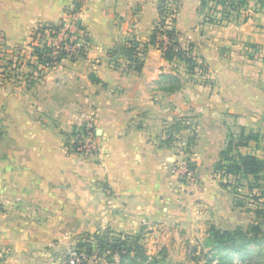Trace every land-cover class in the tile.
Returning a JSON list of instances; mask_svg holds the SVG:
<instances>
[{"label":"crops","instance_id":"crops-1","mask_svg":"<svg viewBox=\"0 0 264 264\" xmlns=\"http://www.w3.org/2000/svg\"><path fill=\"white\" fill-rule=\"evenodd\" d=\"M73 1L0 0V41L34 61L31 35ZM200 2L180 0L175 24L192 44L193 71L151 45L140 72L126 71L120 56L118 68L110 62L109 50L149 41L159 0H83L84 55L29 84H0V264H66L67 246L108 230L142 233L144 249L160 244L170 254L164 264H183L171 250L181 232L202 245L206 224L233 230L255 221L214 167L231 138L236 145L248 134L232 154L264 160V6L217 25L203 22ZM88 122L97 151L84 159L66 142ZM173 139L188 142L184 152ZM182 157L195 164L191 184L173 172Z\"/></svg>","mask_w":264,"mask_h":264},{"label":"trees","instance_id":"trees-1","mask_svg":"<svg viewBox=\"0 0 264 264\" xmlns=\"http://www.w3.org/2000/svg\"><path fill=\"white\" fill-rule=\"evenodd\" d=\"M250 0H201L199 12L202 15L203 22L209 24H228L232 21H237L242 16V13L248 10V2ZM259 2V6L262 7L264 0H255ZM83 5V0H74L71 5L64 8V13H78ZM180 6V0H159L158 4V19L153 28L150 39L146 43H141L137 40H128L121 47L116 50H109V59L113 67H119V59L123 58L126 62L125 70H133L135 72H140L145 59V54L147 52L148 46H155L158 48L162 57L167 61L182 60L187 65L189 71L195 69V61L192 55V44H188L187 49L181 47L180 43L176 39V35L180 32L177 30L175 24L177 20V13ZM245 19V15L242 20ZM63 19H60L57 23H46L39 25L35 32L43 31L47 28L58 29L62 25ZM79 26L84 30L79 21ZM165 35L168 39V44L163 45V40L159 39V36ZM32 51L31 56L37 57L36 64L32 66L31 64H25L32 68L36 73H40L41 70L51 68L54 65L51 63L47 56H43V49L39 48L37 45H31ZM0 55L6 57L5 62L7 65H12L14 69L20 67V64L16 65L18 56L6 55V50L1 51ZM64 57L63 54L57 57L55 62H60ZM45 65V68H42ZM174 77L177 80L176 76ZM175 132L181 130L180 122L173 124L172 126ZM183 126L182 128H184ZM253 134H248L243 137V142H238L235 145L234 140L231 138L227 144V147L221 151L220 159L214 167L215 173L220 175L221 179L226 181H221L223 187L234 188L241 185V181L247 180L249 178L252 181H248L249 189L254 188L260 189V195L253 196L256 200H260V197L264 198V185L258 183L260 180L264 181V160L252 154H232V150L237 145L245 143L252 139ZM171 140L169 136L168 140ZM235 145V146H234ZM188 146V142H187ZM189 166L195 169V164L189 158ZM232 177L235 185L228 182V178ZM264 184V182H262ZM258 207L253 209L256 220L248 225H237L233 230H219L210 225L207 230V237L205 238L204 246L213 249L217 255L218 263L216 264H231L230 260L233 259L232 255H238L242 259L248 256V247L250 244H260V240H264V204L259 201ZM264 203V202H263ZM235 206L242 207L243 204L238 202ZM110 233V234H108ZM112 232L105 231L103 233H93L86 234L80 241L75 245L76 249L79 251H84L90 257L96 259V264H101L99 261L104 260L105 262L113 263V258L118 257L121 263L125 258H130L132 262L136 259H148L146 253H144V248L139 244L138 237L129 236H119L115 237L111 235ZM226 251V252H225ZM223 252L226 254L223 255ZM232 253V254H231ZM214 257V256H213ZM152 258V257H150ZM224 259L225 262L222 260ZM215 260L213 258L207 259L206 264H213ZM83 264H88L83 263ZM152 264H160L158 260L154 259ZM260 264V263H256Z\"/></svg>","mask_w":264,"mask_h":264},{"label":"rangeland","instance_id":"rangeland-1","mask_svg":"<svg viewBox=\"0 0 264 264\" xmlns=\"http://www.w3.org/2000/svg\"><path fill=\"white\" fill-rule=\"evenodd\" d=\"M259 5H260L259 2L255 1V0H250L248 2L247 7H248V9L253 10L254 7L258 8ZM263 6H264V4H263ZM247 12L248 11H245L244 13H242V16L239 18V20L234 21V22L232 21L231 23L240 22L242 17L244 15H246ZM30 45H31V42H30ZM5 49H6L5 45H3L2 42L0 41V50L3 51ZM8 54L10 55V51L6 49V55H8ZM13 55L18 56L16 65L20 64V67H18L16 69H14V67L11 65H7V63L5 62L6 57H4V55H0V84H17V81H21V80H24V83L29 84V81L32 80V78H34V76H37V73L28 74L27 72H25L24 68H26V67L29 69V71L32 70L31 67L26 66L25 64H27L29 62L28 64L35 66L36 60L34 59V61H31V59L25 58L23 55H20V53H18V52H14ZM66 59H68V58H66ZM174 84H176V83H174ZM232 184L235 185L236 182H233ZM249 184L250 183H248L247 180H243V181H241L240 186L235 185L234 188H231V191L234 195L235 203L238 204V202H240L243 204L242 207L248 208V209L249 208L254 209L255 207L259 206L258 204H261L259 201H261L262 204H264L263 203L264 198L260 197L259 198L260 200H256L255 197L253 198V196L260 195V189L254 188L253 190H250L248 187ZM260 185H261L260 187H263L262 185H264V184L261 183ZM209 226L210 225L206 224L205 230H208ZM206 233H207V231H206ZM108 234H110V233H108ZM111 235H113L115 237L129 236V235H122L121 233H118V232L112 233ZM185 235H187V234H185V231L181 232L179 237H181L180 242L182 245L180 247H177V248L175 247V248L171 249L173 252V255H172L173 260L175 258H177V259L182 258L181 260H183V264H206L207 259L213 258L215 260V262H213V264L218 263V259H217V255H216L215 251L213 249H211L210 247L202 246L205 242V236H204V238L200 236L199 241H201L203 239L202 240L203 243L201 245L200 244L201 242L199 244L195 243L197 241V235H198L197 233H194V236L191 238L192 243L189 242V239L185 240ZM136 236L139 239V244L140 245H141V243L143 244V242H142L143 234L142 233L139 235H133V236H129V237L134 238ZM81 239L82 238H80L78 241H80ZM184 240L186 243H184ZM76 243L74 242V243L70 244L69 246H67V248L64 251V254L66 256L65 257V263L66 264H68L67 258L69 256V254H70V256L73 255V254H71V251L73 250V247L76 245ZM142 248H144V247L142 246ZM160 248H161L160 244L158 245L156 250H154V249L150 250V249L145 248L144 250L148 254V255L146 254L148 256V259H146V260L136 259V261L132 262L130 260V258H125L123 260V262L121 263V260H119L118 257H114L113 263L105 262L103 259L100 260L99 262L101 264H152V261L154 259H156L159 261L160 264H164L165 261L167 262V258L169 257L170 254L168 253V250L162 249V248H161L162 249L161 250ZM145 251H144V253H146ZM248 251H249V253L247 254L248 256L244 257V259H242L238 255H232L233 259L230 260V263L231 264H256V263L264 264V240H260V244H253V245L250 244L248 247ZM225 252H223V255L226 254ZM150 257H152V258H150ZM222 261L225 262L224 259ZM89 262H95L94 264H96V259L94 258V256L90 257Z\"/></svg>","mask_w":264,"mask_h":264},{"label":"built area","instance_id":"built-area-1","mask_svg":"<svg viewBox=\"0 0 264 264\" xmlns=\"http://www.w3.org/2000/svg\"><path fill=\"white\" fill-rule=\"evenodd\" d=\"M62 19V25L58 29L47 28L37 33L34 31L31 35V45L42 48L44 50L43 56H47L52 60L53 65L57 64L55 60L61 54L64 55L63 58L71 60L83 56L87 44V34L79 26L78 13H64ZM159 39L163 40L164 46L169 42L165 35L159 36ZM176 39L182 48L187 49L188 46L181 41V33L176 35ZM32 57L35 60L37 59L35 56ZM42 68H45V65H42ZM173 143L177 146L176 150L178 152H184L187 147L186 142H181L178 139H173ZM66 147L84 159L92 158L97 151V139L93 125L88 122L79 128L73 129L68 135ZM173 172L185 184H191L195 180V169L189 166L186 157L174 161ZM71 254L73 255L70 256L69 254L67 258L68 264L89 262L90 256L84 251L77 250L75 246Z\"/></svg>","mask_w":264,"mask_h":264}]
</instances>
